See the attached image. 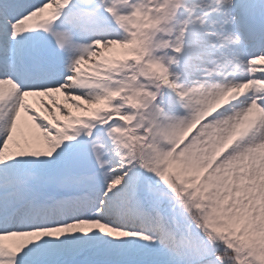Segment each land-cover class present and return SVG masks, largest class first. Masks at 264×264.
Returning <instances> with one entry per match:
<instances>
[{
	"label": "snow or ice",
	"instance_id": "1",
	"mask_svg": "<svg viewBox=\"0 0 264 264\" xmlns=\"http://www.w3.org/2000/svg\"><path fill=\"white\" fill-rule=\"evenodd\" d=\"M0 264H264V0H0Z\"/></svg>",
	"mask_w": 264,
	"mask_h": 264
}]
</instances>
